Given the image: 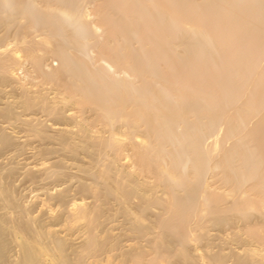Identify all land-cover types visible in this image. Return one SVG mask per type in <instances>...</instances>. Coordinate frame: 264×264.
I'll use <instances>...</instances> for the list:
<instances>
[{
	"label": "bare ground",
	"instance_id": "6f19581e",
	"mask_svg": "<svg viewBox=\"0 0 264 264\" xmlns=\"http://www.w3.org/2000/svg\"><path fill=\"white\" fill-rule=\"evenodd\" d=\"M0 31V264H264V0H0Z\"/></svg>",
	"mask_w": 264,
	"mask_h": 264
},
{
	"label": "rangeland",
	"instance_id": "374dc122",
	"mask_svg": "<svg viewBox=\"0 0 264 264\" xmlns=\"http://www.w3.org/2000/svg\"><path fill=\"white\" fill-rule=\"evenodd\" d=\"M88 9H92V8H88ZM1 31H2V30H1ZM1 31H0V32H1ZM37 33H38V34H34V36H36V35H37V36H39V35L41 34V32H37ZM53 62H54V63H53V65H54V66H56V65H57L56 63H58V61H55V60H54ZM55 64H56V65H55ZM26 67H28V68H29V66H28V65H26ZM20 72H21V71H20ZM22 72H23V71H22ZM22 72H21V73H22Z\"/></svg>",
	"mask_w": 264,
	"mask_h": 264
}]
</instances>
